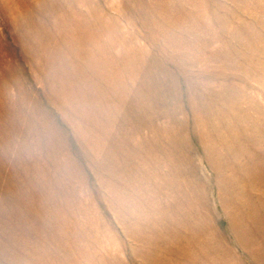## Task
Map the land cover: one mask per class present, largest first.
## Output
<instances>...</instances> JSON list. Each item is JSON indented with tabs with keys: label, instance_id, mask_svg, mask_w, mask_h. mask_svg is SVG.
<instances>
[{
	"label": "rangeland",
	"instance_id": "rangeland-1",
	"mask_svg": "<svg viewBox=\"0 0 264 264\" xmlns=\"http://www.w3.org/2000/svg\"><path fill=\"white\" fill-rule=\"evenodd\" d=\"M0 264H264V0H0Z\"/></svg>",
	"mask_w": 264,
	"mask_h": 264
},
{
	"label": "bare ground",
	"instance_id": "bare-ground-1",
	"mask_svg": "<svg viewBox=\"0 0 264 264\" xmlns=\"http://www.w3.org/2000/svg\"><path fill=\"white\" fill-rule=\"evenodd\" d=\"M98 30H100V29H98ZM128 43V42H127ZM102 47V46H101ZM97 54V53H96ZM89 60V59H88ZM113 64V63H112ZM148 66V65H147ZM97 71V70H96ZM145 71V70H144ZM63 78V77H62ZM61 78V79H62ZM68 79V78H67ZM67 82V81H66ZM69 84V83H68ZM144 88V87H143ZM112 89V88H111ZM127 91V90H126ZM59 92V91H58ZM135 92V91H134ZM139 96V95H138ZM140 98V97H139ZM142 98V97H141ZM56 100V99H55ZM142 100V99H141ZM144 101V100H143ZM142 101V102H143ZM142 102L141 103H138V104H142ZM60 109V108H59ZM81 130V129H80ZM170 142V141H169ZM170 155V154H169ZM174 156V155H173ZM152 158V157H151ZM150 161H152L151 159H150ZM149 162V161H148ZM154 165V164H153ZM182 208V207H181Z\"/></svg>",
	"mask_w": 264,
	"mask_h": 264
}]
</instances>
